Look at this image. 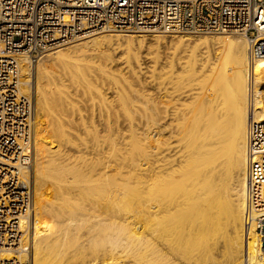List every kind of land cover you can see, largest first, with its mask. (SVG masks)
I'll list each match as a JSON object with an SVG mask.
<instances>
[{"label": "bare ground", "instance_id": "obj_1", "mask_svg": "<svg viewBox=\"0 0 264 264\" xmlns=\"http://www.w3.org/2000/svg\"><path fill=\"white\" fill-rule=\"evenodd\" d=\"M97 33L49 51L35 62L36 103L28 133L32 161L28 165L1 161L16 165L21 178L34 184V205L25 214L0 216V257L9 261L17 258L8 264H23L28 259L32 264H264V228L259 230L257 221L264 218V213L249 209L247 148L249 121L264 120V55L250 57L249 41L243 33L242 38L174 35L153 36L149 41L142 35L95 36ZM135 41L137 48L133 46ZM143 43L156 45L159 54L167 56L162 59L168 60L154 67L151 80L155 81V94L147 100L150 88L145 95L144 91H132L125 82L126 87L117 88L118 83L115 88L120 102L104 99L105 128L94 122L103 132L85 126V113L72 104L67 90L50 87L49 82L58 77L48 68L56 66L59 78L67 76L72 83L78 82L75 87L79 91L83 81L91 80L85 72L81 75L79 63L80 77L86 79L79 82L76 72L78 78L73 81L76 57L94 51L96 56L102 55L101 59L109 58L124 45L126 67L136 77L139 70L133 63L139 60L137 54ZM160 48L173 50L168 53ZM198 50L201 52L196 60ZM225 54H230L229 64L223 63ZM130 55L136 58L134 62ZM192 57L197 66H188ZM32 60L22 58L26 77L23 92L32 84ZM47 61L52 65L48 67ZM178 67L208 79V83L201 87L187 83L190 77L179 74ZM215 75L220 78H215L220 86L213 82ZM129 83L135 85L134 81ZM94 87L90 86L92 94ZM48 123L57 125L62 135L46 130L43 126ZM72 129L92 136L93 142L87 143ZM127 139L136 143L134 147L131 144L134 155H130L133 151L127 154L130 146H123ZM43 187L46 194L38 190ZM6 193L1 192L0 198H8ZM218 218L219 222H213ZM218 225L224 230L216 231L224 233L222 238L218 234L215 242L209 235L216 233L213 230ZM221 239L228 252L225 263H218L216 256L209 259V253L218 251L214 253ZM220 251L217 253L223 254Z\"/></svg>", "mask_w": 264, "mask_h": 264}, {"label": "built area", "instance_id": "obj_2", "mask_svg": "<svg viewBox=\"0 0 264 264\" xmlns=\"http://www.w3.org/2000/svg\"><path fill=\"white\" fill-rule=\"evenodd\" d=\"M103 30L240 32L249 41L250 57L257 58L264 55V0H0V194L8 192L0 198L1 218L25 214L34 205L32 183L16 165L1 162L32 161L28 133L34 104L31 93L23 92L22 58ZM247 148L249 209L264 213V120L249 121ZM15 260L0 257V264Z\"/></svg>", "mask_w": 264, "mask_h": 264}, {"label": "rangeland", "instance_id": "obj_3", "mask_svg": "<svg viewBox=\"0 0 264 264\" xmlns=\"http://www.w3.org/2000/svg\"><path fill=\"white\" fill-rule=\"evenodd\" d=\"M108 34H119V35H122V36H129V35H131V36H140V35H142V37L144 36V38H146L147 40L148 39H150V38H153V36H157V37H165V38H170V37H172V36H174V35H187V36H189V35H191V36H194V37H198V36H205V35H207V36H214V37H218V36H221V35H230V36H232V37H244L245 35H240V32H227V33H137V32H130V31H125V30H103V31H100V32H98L95 36H97V35H108ZM90 37V36H89ZM86 38H88V37H84V38H81V39H77V40H73V41H71V42H68V43H65V44H63V45H60L59 47L57 46V47H55V48H52V49H49V50H46V51H44V52H42L41 54H37V55H35L34 56V59L32 60V65H31V69H32V74H31V87H30V89H29V91H27V92H29V93H31V95H32V99H33V104H34V107H35V101H36V82L35 81H37V76H36V64L37 63H35V62H37V60L39 61V59H41L40 58V56L42 57V56H44V54H46L47 52H49V51H56L57 49H61V48H66V47H69L70 45H72L73 43H77L79 40H83V39H86ZM245 38L247 39V37L245 36ZM151 40V39H150ZM149 41V40H148ZM138 43L135 41V44H133V46H135V45H137ZM147 44V43H146ZM145 43H143V45L141 46V48L139 49V54H137L138 55V61H135V57L133 56V55H130L132 58L131 59H133V61L131 60V59H129V61H132V62H134L133 64H138V65H133V66H135L136 67V69H137V71L140 73H138V75L135 77V76H133V74L131 75L130 73H129V69L126 67V66H128V62H127V58H128V53L126 52V50H127V47H126V45H124V46H121V47H119V50H115V52H113L114 54H112V50L110 49V54H112V55H109V58H105V56H103V59H101L102 58V55H100L101 56V58H100V56L99 55H97V56H99V57H97L96 56V52H94V51H90L89 53L87 52L86 54H83L84 55V57H83V55H79V56H77L76 57V60H77V62L74 64L75 65V67H77L76 66V64H79L78 66L80 67V66H82L80 69V71L78 70V68L79 67H77V71H76V69H75V67H73L72 68V70L73 71H75L73 74L75 75H73L74 76V78H73V81H74V79H75V77H76V79L78 78L76 75L78 74V76L80 77V73H81V75L82 74H84V72H85V74H84V76L85 77H87V74H88V77H89V79L91 80L90 82L91 83H89V82H85V81H83V80H85V79H83V77L81 78H79V82H80V79H83L82 81L85 83V86H83V84H82V87H86V88H83V90L84 89H86V90H84L85 92H87V91H89V92H87L90 96H87L88 94L87 93H84V91H82V87L80 88V86L78 87V89H79V91H80V89H81V91H80V93H79V91L77 90V88L75 87V86H77L76 85V83L78 84V82H76V83H72V80L71 79H69L70 77H65L64 75V77H65V79H64V77L62 78H59L60 77V75L58 74L59 72H58V69H55L56 68V66H54V67H51V70L48 68V70L49 71H51V72H53V70H54V75H56L58 78H54L53 77V81L55 80V84L53 83V81L51 80V83L49 82V84H50V87L52 88V87H58V88H61V89H63L64 88V90H67V92L69 93L68 94V96L72 99V101H71V99L69 98V100L72 102V104H75L77 107H78V109L80 108L81 109V111L83 112V113H85L84 114V116L86 117L85 118V122L84 123H86L87 122V124L85 125L86 127H88L90 130H92V128H96L95 130H97L98 132H100V131H102L101 129V127L100 126H102V125H104L103 127L105 128V122H106V118H105V112H106V101L108 102V100H110V102H112V100H113V103H115L116 102V100H117V102H120V100H119V96L117 95V92H116V85L119 83V86L117 87V88H124V86L126 87V85L125 84H127L128 86V88H133L132 89V91H134V90H139V92L140 91H142V93H143V91L146 93H143V94H145V95H147L148 93H150L151 92V94L153 93V95H151V94H148V95H151L150 97H145L147 100H149V98L151 99L153 96H154V94H155V90H154V80H151V79H153L154 78V71H155V69H154V67H156L155 65H160V62L162 61V63L163 64H166L167 63V61L168 60H163V59H165L167 56H165L164 54V56L162 55V53H160L159 54V52L157 51V48H156V45H153V44H147L146 45ZM146 45V46H145ZM150 47H149V46ZM136 48H137V46H135ZM148 48V49H146V48ZM154 48V49H153ZM144 49V50H143ZM163 49V51H165V52H167L168 51V53L169 52H172V50L173 49H170V51H169V49H166V50H164L165 48H162ZM162 49L160 48V51H162ZM125 50V51H124ZM138 50V49H137ZM152 50V51H151ZM154 50V51H153ZM205 50V49H204ZM117 51V52H116ZM142 51V52H141ZM149 51V52H148ZM156 51L158 52V53H156ZM199 51V52H198ZM197 52H196V56L194 55V57H192V61L190 62V64L188 65V66H197V62H196V60H198L199 59V57L197 56L198 55V53L200 54V50H198ZM203 51V50H202ZM108 52H109V50H108ZM107 52V53H108ZM118 52H119V54H118ZM123 52V53H122ZM92 53H94L95 54V56L93 57V56H91V55H94V54H92ZM127 53V54H126ZM149 53V54H148ZM156 53V54H155ZM109 54V53H108ZM116 54V55H115ZM146 54V55H145ZM148 54V55H147ZM153 55V57H152V55ZM120 55V56H119ZM150 55V56H149ZM155 55H156V57H155ZM161 55V56H160ZM226 55V54H225ZM230 55V54H229ZM227 56L226 55V57L224 58V56H222L224 59H222V60H224V62L223 63H227V64H229L228 62V60H230V56ZM82 56V57H81ZM85 56H87V57H85ZM112 58H111V57ZM126 58H125V57ZM142 56V57H141ZM91 57V58H90ZM117 57V58H116ZM161 57V58H160ZM198 59H197V58ZM94 58V59H93ZM124 58V59H123ZM142 58H144L143 60H142ZM147 58V59H146ZM151 58V59H150ZM153 58V59H152ZM163 58V59H162ZM193 58L194 59H196V60H193ZM74 60H75V58H73ZM105 59V60H104ZM112 59V60H111ZM154 59H155V62H154ZM97 60V61H96ZM104 60V61H103ZM107 60H109L108 62H107ZM111 60V61H110ZM114 60H117V61H114ZM122 62H121V61ZM143 62H142V61ZM159 61V63H158V61ZM112 61H114V62H112ZM120 61V62H119ZM142 62V63H140V62ZM150 61H152V62H150ZM106 62V63H105ZM111 62V63H110ZM49 63H51V62H48L47 61V65L49 64ZM91 63V64H90ZM93 63V64H92ZM95 63V64H94ZM105 63V64H104ZM118 63V64H117ZM153 63V64H152ZM155 63V64H154ZM158 63V64H157ZM161 63V64H162ZM196 63V64H195ZM54 64V63H53ZM116 64V65H115ZM139 64H141V65H139ZM194 64V65H193ZM52 64H50V65H48V67L49 66H51ZM73 65V66H74ZM84 65V66H83ZM93 65V66H92ZM107 65V66H106ZM109 65V66H108ZM117 65H120V66H117ZM146 68H143V66ZM152 65H154V66H152ZM91 66V67H90ZM99 66V67H98ZM113 66V67H112ZM121 66H122V69H121ZM138 66V67H137ZM148 66V67H147ZM86 68V69H84V68ZM101 67H103V68H101ZM118 67V68H117ZM158 67V66H157ZM156 67V68H157ZM54 68V69H53ZM109 69V71H111V72H109L107 69ZM120 68V69H119ZM127 68V69H126ZM178 68H180V70H178V72H179V74H183L182 76H184L185 78H187L188 79V77H190L187 81V83H189V84H192V85H194L195 87L196 86H205L207 83H208V79H206V78H204V79H200V78H198V77H195L194 75L192 76L191 74V71H189V70H187L186 68H183V67H178ZM183 68V69H182ZM84 69V70H83ZM120 71H119V70ZM126 69V70H125ZM142 69H144L145 71H143ZM149 69V70H148ZM177 69V68H176ZM184 69H185V71H184ZM85 70H88V71H85ZM102 70H105L106 72H107V75L105 74V75H102V74H104L103 72H105V71H102ZM122 70V71H121ZM147 70V71H146ZM34 71V72H33ZM93 71H96V72H93ZM124 71V73H125V71H127L126 73H128V74H124V73H122ZM149 71V72H148ZM150 71H152L151 73H150ZM184 72V73H181V72ZM187 71V72H186ZM189 71V72H188ZM76 72H77V74H76ZM80 72V73H79ZM89 72L91 73V76H89L90 74H89ZM113 72V73H112ZM119 72V73H118ZM121 72V73H120ZM94 73H96V74H94ZM112 73V74H111ZM147 73V74H146ZM151 74V77H150V74ZM122 74H124V75H122ZM146 74V75H145ZM94 75H97V76H94ZM128 75V77H126ZM140 75V76H139ZM149 77H148V76ZM25 75H23V72H22V77L24 78L23 79V81H25V79H26V77H24ZM55 76V77H56ZM72 76V77H73ZM93 76V77H92ZM101 76V77H100ZM117 76V77H116ZM121 76V77H120ZM123 76V77H122ZM130 76V77H129ZM144 76V77H143ZM187 76V77H186ZM216 76H218V75H215V77H214V79L215 78H218V77H216ZM36 77V78H35ZM96 77H100L101 79H98V78H95ZM105 77V78H104ZM107 77V78H106ZM116 77V78H115ZM140 77V78H139ZM103 78H104V80H103ZM114 78V79H113ZM134 78H135V80H134ZM137 78V79H136ZM143 78V79H142ZM196 78H198V79H196ZM58 79H59V81H58ZM102 80V81H98V80ZM122 79V80H121ZM124 79H126V80H124ZM127 79H129V80H127ZM150 79V80H149ZM213 79V82L215 81L216 82V80L217 79H215L214 80ZM218 79H220V78H218ZM64 80V81H63ZM67 82H66V81ZM93 80H94V82H93ZM106 80V81H105ZM107 80H109V82L107 81ZM111 80V81H110ZM138 80V81H137ZM189 80H191V81H189ZM59 83H58V82ZM71 81V82H70ZM76 81H78V80H76ZM82 81H81V83H82ZM89 81V80H88ZM96 81V82H95ZM103 81H105V83L103 82ZM133 81H134V84L135 85H133L132 84V86L130 85V83L129 82H131V83H133ZM136 81V82H135ZM139 81H140V83H139ZM152 81H154V82H152ZM62 82H65L64 84H62L61 85V83ZM97 82H98V85H97ZM106 82H108V83H106ZM117 82V83H116ZM123 82H125V84L123 83ZM143 82V83H142ZM211 82H212V80H211ZM214 82V83H215ZM218 82V81H217ZM216 82V83H217ZM25 83V82H24ZM67 83V84H66ZM70 83H72V84H70ZM88 83V84H87ZM95 83V84H94ZM99 83H101L100 85H99ZM145 83V85L147 86V87H145L143 84ZM215 83V84H216ZM52 84H53V86H52ZM66 84V85H65ZM73 84H75V85H73ZM80 84V83H79ZM89 84H90V86L91 85H94L95 87V89L97 90L100 86V89H99V91L101 92H99V91H96L95 90V92H94V90H93V94H92V89H90V86H89ZM105 84H107L108 86L106 87V85ZM115 84V85H114ZM138 86H137V85ZM64 85H65V87H64ZM71 85H73V86H71ZM81 85V84H80ZM140 85V86H139ZM66 86H68L67 87V89H66ZM71 86V88H72V90H71V88H69ZM106 87V88H104V89H102L103 87ZM137 86V87H136ZM142 86V87H141ZM217 86H220V85H218V83H217ZM25 87H26V83H25ZM49 87V88H50ZM74 87H75V89H74ZM112 87V88H111ZM134 87H135V89H134ZM188 87H190V86H188ZM188 87H186L187 89H188ZM111 88V89H110ZM115 88V89H114ZM138 88H142V89H138ZM144 88V89H143ZM148 88V89H147ZM151 90H150V89ZM26 89V88H25ZM75 91H74V90ZM106 89V90H105ZM115 91H114V90ZM153 89V90H152ZM113 90V91H112ZM130 90V89H129ZM150 90V92H148ZM73 91V93H71ZM106 91V92H105ZM152 91H154V92H152ZM66 92V91H65ZM78 92V93H77ZM81 92H83V93H81ZM116 92V93H115ZM95 93V94H94ZM108 95H107V94ZM141 92H140V94H142ZM81 94V95H80ZM85 94V95H84ZM99 94V95H98ZM102 94V95H101ZM104 94H105V96H104ZM115 94V95H114ZM78 95V96H77ZM116 96V97H114V96ZM81 96H83V97H81ZM86 96V97H85ZM94 96V97H93ZM118 96V97H117ZM67 98V99H68ZM144 98V99H145ZM74 99V100H73ZM106 101H105V100ZM142 99H143V95H142ZM103 100V101H102ZM146 100V101H147ZM117 102H116V104H117ZM187 102V101H186ZM96 104V105H95ZM87 106V107H86ZM96 113V114H95ZM94 116V117H93ZM62 118H65V116L63 117V116H61ZM94 118V119H93ZM92 119V120H91ZM99 119V120H98ZM102 122H101V121ZM94 122L95 123H98V125H100V126H98L97 124H94ZM90 123H91V125H90ZM100 123V124H99ZM88 125V126H87ZM96 127H95V126ZM79 126H81V125H79ZM93 126V127H92ZM34 127V126H33ZM43 127H46V130H49V131H55V132H57L58 133V136L60 137L62 134H61V132H60V128L57 126V125H53V123H48L47 125H44ZM50 127H52V128H50ZM56 127V128H55ZM91 127V128H90ZM97 127H99V128H101L100 130L99 129H97ZM125 127H126V129H127V126L125 125ZM65 128L67 129V130H69L68 132H70V127L69 126H65ZM80 128H82V127H80ZM153 129H154V126L152 127ZM56 129H57V131H56ZM152 129V130H153ZM125 130V129H124ZM72 131H75L74 133H77L78 135H79V137H81V139H84V140H86L87 141V143L88 142H90V141H92L93 142V140H92V136H90V135H87V134H85V136H84V134H82V133H80V132H78V131H76V130H73L72 129ZM103 132V131H102ZM90 136V137H89ZM87 138V139H86ZM91 139V140H90ZM54 140V141H53ZM76 140H78V139H76ZM89 140V141H88ZM129 140H131V139H129ZM129 140L127 139L126 141H125V144L123 145V146H126L125 148L127 149L128 148V146H130L129 148H128V153L127 154H129V153H131V151H133V147H134V145L133 144H135L136 145V143L134 142H129ZM52 141L53 142H55V139L54 138H52ZM102 143H104V148H108V147H106L107 146V143H105V142H103V141H101ZM89 144H91V145H93V143H89ZM88 144V145H89ZM110 143H108V145H109ZM128 144H130V145H128ZM131 144L133 145V147L131 146ZM57 145V144H56ZM102 145V144H101ZM58 146V145H57ZM109 146H111V144L109 145ZM114 146V145H113ZM32 147H33V149H34V139H33V144H32ZM130 148L132 149V150H130ZM136 148V147H135ZM71 153V152H70ZM134 155V151H133V153H131L130 155ZM91 156V155H90ZM129 156V155H128ZM130 157V156H129ZM34 161V160H33ZM32 185H34L33 183H32ZM33 188H34V186H33ZM39 191H41L42 193H44V194H46L47 192H46V188L45 187H43V188H40V189H38ZM150 192H152V191H150ZM132 195L133 196H135L136 195V192L134 193H132ZM220 207V206H219ZM213 222H219V218L216 220V221H213ZM216 227H217V225H216ZM214 228V230H213V232H216L215 234H213V233H211V234H213V235H209V236H213L212 238H213V240L216 242L217 240H218V234H220L221 232V230L220 231H216V230H219V229H222L221 228V226L220 225H218V228ZM222 230H224V229H222ZM223 233H224V231H222ZM223 233H221L220 234V236L222 235L223 236ZM214 235H216V236H214ZM222 236L221 237H219V238H222ZM215 237H217V238H215ZM206 238H211V237H208V236H206ZM211 238V239H212ZM213 240H206L205 242L206 243H211ZM213 241V242H214ZM223 242V243H222ZM213 244V243H212ZM220 244H222V246L220 245ZM220 244H219V247L217 248H215L214 249V253L218 250H221L220 252H222L223 254H219V253H215V254H213V253H209V259L210 258H212L213 256H216L218 259H220V261H218V263H221L222 261H223V263H225V256L226 255H228V252L225 250L226 248H225V244H224V241H223V239H221V242H220ZM216 246V245H215ZM222 247H223V250H222ZM226 251V252H225ZM226 253V254H225ZM211 254V255H210ZM217 254H219V255H217ZM225 254V255H224ZM223 255V256H222ZM220 256V257H219ZM225 257V258H224ZM26 262H31V260H29L28 259V261L26 260ZM31 264H32V262H31Z\"/></svg>", "mask_w": 264, "mask_h": 264}]
</instances>
